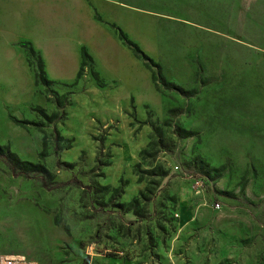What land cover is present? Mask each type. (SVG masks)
<instances>
[{
  "label": "rangeland",
  "instance_id": "1",
  "mask_svg": "<svg viewBox=\"0 0 264 264\" xmlns=\"http://www.w3.org/2000/svg\"><path fill=\"white\" fill-rule=\"evenodd\" d=\"M100 1L157 92L123 57L103 81L85 60L76 82H0V145L37 173L0 160V258L264 264V0Z\"/></svg>",
  "mask_w": 264,
  "mask_h": 264
},
{
  "label": "crops",
  "instance_id": "2",
  "mask_svg": "<svg viewBox=\"0 0 264 264\" xmlns=\"http://www.w3.org/2000/svg\"><path fill=\"white\" fill-rule=\"evenodd\" d=\"M102 3L109 2L97 0L93 6L91 0H0V82L15 83L28 76L22 43L37 53L50 82L78 81L81 49L91 58L101 81L98 67L114 72L121 57L133 64L136 58L109 27L115 24L100 13ZM123 6L117 7L124 9ZM131 9L126 7L134 12ZM183 200L179 203L180 226L189 224L191 218Z\"/></svg>",
  "mask_w": 264,
  "mask_h": 264
},
{
  "label": "trees",
  "instance_id": "3",
  "mask_svg": "<svg viewBox=\"0 0 264 264\" xmlns=\"http://www.w3.org/2000/svg\"><path fill=\"white\" fill-rule=\"evenodd\" d=\"M109 27L114 32V34L116 35L117 39L121 42V44L123 46H125L129 51H131L133 56L136 59H138L139 61H141L143 67L149 72L148 64L151 63L150 59L139 49V47L135 43H133L131 40H129L127 38V36L121 31V29H119L118 27H116L113 24L109 25ZM24 52H25V56H26L27 66L32 71L35 84L36 85L39 84L41 86H46L50 81H48L45 77L42 62H41L39 56L36 54L38 61H39V66L34 67L32 64H30L27 61V55L32 56L35 53L33 51V49L29 45H27V50L26 51L24 50ZM26 53H27V55H26ZM80 55H81V65H80L78 76H80V72L82 71V67L84 65L85 60H89L92 64L91 58L84 51V49H81ZM149 77H150V81H151L155 91L157 92V89L154 85V81L151 77L150 72H149ZM10 119H11V122L13 124H15L19 127H23L24 124H26V122H24L22 120H17L13 117H11ZM53 131H54V133H56L55 130H53ZM57 142H58V137L55 134L53 137V143L56 144ZM53 151H54V153L56 152L55 146L53 148ZM0 160L7 166L12 177L22 176L25 179H33L37 174L36 171H33V170L28 171V169H25L26 167H28V168H32V167L35 168V167L32 166L30 163L19 161L16 154L9 150L8 145H0ZM37 178H38L42 187H47L46 186V180H45L44 176L38 175Z\"/></svg>",
  "mask_w": 264,
  "mask_h": 264
},
{
  "label": "built area",
  "instance_id": "4",
  "mask_svg": "<svg viewBox=\"0 0 264 264\" xmlns=\"http://www.w3.org/2000/svg\"><path fill=\"white\" fill-rule=\"evenodd\" d=\"M202 186V183L200 180H192L190 188L193 190H198ZM215 208H217V204L214 205ZM0 264H37L31 259H28L24 256L20 255H3L0 258Z\"/></svg>",
  "mask_w": 264,
  "mask_h": 264
}]
</instances>
